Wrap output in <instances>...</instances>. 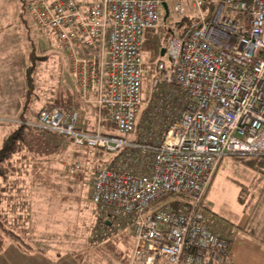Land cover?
<instances>
[{
	"label": "built area",
	"instance_id": "1",
	"mask_svg": "<svg viewBox=\"0 0 264 264\" xmlns=\"http://www.w3.org/2000/svg\"><path fill=\"white\" fill-rule=\"evenodd\" d=\"M163 1L188 21L167 39L165 61H146ZM27 11L57 36L88 107L40 109L30 124L113 154L91 180L90 202L109 224L101 235L129 234L127 264H229L205 194L224 156L264 155V0H30ZM167 194L184 200L160 203Z\"/></svg>",
	"mask_w": 264,
	"mask_h": 264
},
{
	"label": "rangeland",
	"instance_id": "2",
	"mask_svg": "<svg viewBox=\"0 0 264 264\" xmlns=\"http://www.w3.org/2000/svg\"><path fill=\"white\" fill-rule=\"evenodd\" d=\"M29 1L0 0V65L8 61L9 52L15 54L13 59L18 61L21 58L24 65L22 79L17 77L12 81L15 82L12 95L17 93L19 103L15 104L10 116L0 115V146L3 138L17 125L34 127L30 122L55 96L58 88L74 90L69 64L57 36L53 30L33 22L27 11ZM178 20L169 12L166 20L161 18L149 37L165 44L166 28L175 30ZM144 54L148 56L147 51ZM153 57L167 59L166 54L160 55L159 51ZM3 68H6L5 64L0 70ZM27 69H30L31 88L26 82ZM19 88L23 91L20 99ZM4 94L9 95L6 91ZM148 99L149 96L142 107L147 105ZM82 117L89 127L94 126L91 112ZM38 129L30 131L34 135L33 148H25L11 159L17 168L7 182L0 184L5 187L0 194V212L6 219V227L19 236L4 239L0 264H23L26 261L34 264L32 256L42 259L44 255L54 258L64 254L69 258L71 254L75 258L73 252L84 253L83 260L95 264L120 263L110 253L97 255V244L109 237L101 235L102 217L89 198L95 171L107 164L113 154L104 152L98 156L89 149L74 146L63 137L41 134ZM136 135L130 133L127 138H136ZM28 141L30 143V138ZM244 159L224 156L212 177L207 195L212 210L224 218L227 225L235 231L242 228L255 235L262 234L260 237L264 243V157L254 158L252 164L245 163ZM73 163H79V168L67 174V168ZM244 215L245 225L239 224ZM120 247L123 248L122 244ZM92 258H98V261Z\"/></svg>",
	"mask_w": 264,
	"mask_h": 264
},
{
	"label": "trees",
	"instance_id": "3",
	"mask_svg": "<svg viewBox=\"0 0 264 264\" xmlns=\"http://www.w3.org/2000/svg\"><path fill=\"white\" fill-rule=\"evenodd\" d=\"M188 21V17L184 16L181 17L176 22V29L173 30L171 27H167L165 30V40L167 39L175 32H180L181 29L184 27L186 22ZM154 36V35H153ZM166 44V43H165ZM165 44H161L159 39L152 37L150 38L149 35L145 41L144 49L145 52H148V56H145V60L149 61L152 60L154 55L157 51L160 53V49L165 47ZM159 61H164L162 58H158ZM30 69L26 70V82L28 87H32V81L30 79ZM145 70V77L143 81V101H145L146 97L149 96L151 89L149 85V79L150 77L155 73L154 65L153 63H146L144 65ZM72 87V85H71ZM52 106H58L61 109H68V108H80V107H86L80 99L77 97L76 93L74 92L73 88H64L60 87L58 88V91L56 92L55 96L50 100L47 101L41 109H48ZM141 119L138 118L137 121V128L136 131H138V127L140 125ZM38 127L34 126H28L24 124H19L17 127H15L8 135H6L3 138L2 145L0 146V184L1 182H7V178L15 172V168H17L16 164L12 163L13 157L17 154H19L23 149L28 148L32 149L33 145L31 144L34 141V135L30 134V131L32 129H36ZM39 133L45 134V135H51L54 138H61L62 136L57 133L50 132L48 130H44L39 128ZM28 138H30V143L28 141ZM32 138V139H31ZM83 149H88L86 147H83ZM95 154L98 156L102 155L104 152L101 150H92ZM235 157H241L244 159V162L247 164L254 163V158L258 156H235ZM253 157V158H251ZM264 157V155L259 156ZM5 187L0 185V194L1 191ZM184 198L180 194H167L163 198H161L160 203H170L173 207H176L178 203L183 201ZM101 225L103 227L108 228L109 224L104 221L101 218ZM10 239H16L19 238V236L11 229L6 227V219L3 217V215L0 212V248H2L3 241L5 238ZM99 242V241H98ZM120 244H122L123 248L120 247ZM98 247H96L97 255H108V253L112 254L113 256H116L119 259L120 263L116 264H124L127 259L130 252L131 247V240L130 236L126 231H113L108 239L101 241L97 244ZM75 259L83 260L85 257L84 253L82 252H73ZM91 256V255H90ZM93 257V256H92ZM87 258V257H86ZM93 259V258H92ZM93 259V260H97ZM229 264H236L234 262H229Z\"/></svg>",
	"mask_w": 264,
	"mask_h": 264
},
{
	"label": "crops",
	"instance_id": "4",
	"mask_svg": "<svg viewBox=\"0 0 264 264\" xmlns=\"http://www.w3.org/2000/svg\"><path fill=\"white\" fill-rule=\"evenodd\" d=\"M12 55V57L10 56ZM14 53L9 52L8 61H5L2 65L5 64L6 68L0 70V106L2 103L3 106L0 107L1 116H10L9 114L14 113L15 104L19 102L17 100V93L12 95L15 92L14 85L15 78L22 79L23 74V63L21 58H18V61L13 59ZM8 83V85H7ZM4 91L9 94L8 96L4 94ZM20 96L23 97V91L21 88L18 90V99ZM16 111V110H15ZM211 184V183H210ZM210 186V185H209ZM209 189V187H208ZM208 189L205 194V202L208 207V223L211 228L219 235L228 236V251H229V262H234L236 264H264V243L261 240L262 237L257 233L246 232L242 228H237L235 231L232 229V226L227 225L224 218L218 216L213 210L210 203V198L207 195ZM239 224L245 225L246 215H244L238 222ZM243 227V226H242ZM32 256V255H31ZM32 261L34 264H95L92 261L88 260H79L69 255V258H66L64 254H60V257L55 256L54 258H47L44 255V258H33ZM31 261V260H30ZM23 264H29L27 261Z\"/></svg>",
	"mask_w": 264,
	"mask_h": 264
},
{
	"label": "water",
	"instance_id": "5",
	"mask_svg": "<svg viewBox=\"0 0 264 264\" xmlns=\"http://www.w3.org/2000/svg\"><path fill=\"white\" fill-rule=\"evenodd\" d=\"M162 7H163V15H162V19L163 20H166V18L168 17L169 15V11H168V7L166 5V3L163 1L162 2ZM165 52L164 48H161L160 49V55H163ZM108 223V222H107Z\"/></svg>",
	"mask_w": 264,
	"mask_h": 264
}]
</instances>
